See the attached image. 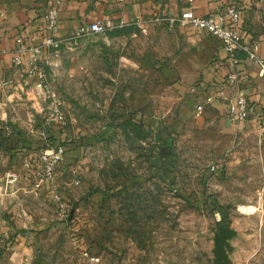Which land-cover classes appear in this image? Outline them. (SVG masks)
Instances as JSON below:
<instances>
[{
	"label": "rangeland",
	"instance_id": "1",
	"mask_svg": "<svg viewBox=\"0 0 264 264\" xmlns=\"http://www.w3.org/2000/svg\"><path fill=\"white\" fill-rule=\"evenodd\" d=\"M72 32L59 28L46 88L0 91L4 134L31 162L22 185L39 178L41 153L68 154L38 196L13 195L1 172L0 264H214L221 227L234 232L229 264H264V130L254 118L228 129L210 106L196 116L200 58L182 30L152 17ZM55 109L66 125L45 123Z\"/></svg>",
	"mask_w": 264,
	"mask_h": 264
},
{
	"label": "crops",
	"instance_id": "2",
	"mask_svg": "<svg viewBox=\"0 0 264 264\" xmlns=\"http://www.w3.org/2000/svg\"><path fill=\"white\" fill-rule=\"evenodd\" d=\"M230 4V0H223L219 4L196 2L191 5L185 0H63L59 12V28L74 32L83 24L119 17L123 18L128 26L137 20L139 22L141 19L152 17L166 21L168 18L180 16L186 10H191L198 16H207L213 12L224 11ZM44 13L42 0H0V76L10 78L14 82L12 87L0 91L10 93L12 99L22 98L24 94L31 96L33 92V87L30 89L28 86L33 80L25 73L24 67L17 68L13 65L15 35L19 30H23L29 44L36 45L41 40L40 29ZM175 27L182 30L185 44L195 48L200 58L195 68L197 78L192 82L195 83L192 87L195 109L197 104L213 97L214 101L206 106L218 112L222 125L232 129L238 123L230 120L228 105L238 94H246L257 112L264 108V80L258 76L259 68L248 60L245 51L240 50L235 56H230L221 42L213 36L191 27ZM241 30L243 45L258 43L260 55L264 59V0H249L241 19ZM29 59L26 55V62ZM233 72L239 74V80L236 84L229 85L226 80ZM221 87L224 91L222 96H219ZM0 122L2 126L7 125L3 117ZM4 133L10 135L9 132ZM11 143H14V139L6 140L0 145V178L1 172L6 173L5 176L8 177L10 173L18 174L19 171L29 169L27 153L22 149H12ZM67 155L66 153V158ZM18 176L21 177L20 185L10 186L9 189L13 195L19 194L21 197L22 192L30 193L32 187L22 185L23 177L20 174Z\"/></svg>",
	"mask_w": 264,
	"mask_h": 264
},
{
	"label": "built area",
	"instance_id": "3",
	"mask_svg": "<svg viewBox=\"0 0 264 264\" xmlns=\"http://www.w3.org/2000/svg\"><path fill=\"white\" fill-rule=\"evenodd\" d=\"M45 7V13L42 16L41 25V40L36 45H30L23 30H19L15 35L16 48L13 53V65L17 68L24 67L25 73L35 82L34 89L37 91L46 88V70L44 64L48 63V57L51 52L58 54L61 49V40L58 36L59 31V12L63 0H42ZM124 2L125 0H119ZM188 4L196 2H207L219 4L223 0H185ZM231 4L228 5L224 11L213 12L207 16H198L191 10L184 11L178 17H171L166 19L171 27L179 26L182 28L191 27L197 31L205 32L218 41L221 42L224 50L230 55L235 54L242 50L247 54L248 60L253 62L259 68L258 76L264 80V59L260 55V45L258 43L250 46H244L242 40L241 19L247 9L249 0H230ZM128 26L127 22L119 18H106L96 20L94 22L83 24L74 32L76 38L87 36L107 35L115 30L124 29ZM139 27L142 25L139 24ZM5 53V52H3ZM26 55L29 56L26 62ZM239 80V74L233 72L228 75L226 83L234 85ZM14 84L13 80L0 76V89L10 88ZM224 88L221 87L219 96H222ZM214 101L213 97H208L205 102L197 104L195 114L197 117L201 116L205 110L206 105ZM228 116L231 121L243 124L251 118H254L259 124L260 128L264 130V108L257 112L253 105L247 99L246 94H238L232 99L228 105ZM47 125L59 124L66 125L63 113L57 109L54 110L49 117L45 119ZM8 132L9 127L5 126ZM66 149L63 146L55 147L40 154L38 157V164L40 166L39 178L34 183L30 193L38 196L44 190H48L53 186L57 168L65 161ZM27 166L31 167V162H27ZM210 170L215 172L216 165H211ZM19 178L16 174L10 173L8 176V183L10 186L16 185ZM78 185L80 182H74ZM57 207L58 216L67 218L70 210L68 205L61 199L56 191H52ZM83 258L87 259L89 253L84 251Z\"/></svg>",
	"mask_w": 264,
	"mask_h": 264
},
{
	"label": "water",
	"instance_id": "4",
	"mask_svg": "<svg viewBox=\"0 0 264 264\" xmlns=\"http://www.w3.org/2000/svg\"><path fill=\"white\" fill-rule=\"evenodd\" d=\"M234 232L229 227H221L215 236L214 264H229L227 252L231 249L229 240Z\"/></svg>",
	"mask_w": 264,
	"mask_h": 264
},
{
	"label": "trees",
	"instance_id": "5",
	"mask_svg": "<svg viewBox=\"0 0 264 264\" xmlns=\"http://www.w3.org/2000/svg\"><path fill=\"white\" fill-rule=\"evenodd\" d=\"M115 32H117V30H115V31H113V32H111V33H109V34H113V33H115ZM2 130H3V132H2V134L0 133V140H2L3 142L4 141H6V140H9V138H7L5 135H4V131L6 132V130H5V126H2ZM1 143V142H0ZM2 144V143H1ZM0 144V145H1Z\"/></svg>",
	"mask_w": 264,
	"mask_h": 264
}]
</instances>
